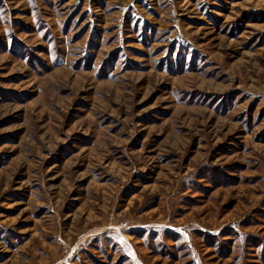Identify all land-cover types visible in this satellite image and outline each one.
<instances>
[{
	"label": "rangeland",
	"instance_id": "obj_1",
	"mask_svg": "<svg viewBox=\"0 0 264 264\" xmlns=\"http://www.w3.org/2000/svg\"><path fill=\"white\" fill-rule=\"evenodd\" d=\"M0 264H264V0H0Z\"/></svg>",
	"mask_w": 264,
	"mask_h": 264
}]
</instances>
